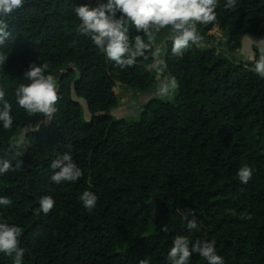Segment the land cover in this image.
I'll return each mask as SVG.
<instances>
[{
    "label": "trees",
    "instance_id": "16d2710c",
    "mask_svg": "<svg viewBox=\"0 0 264 264\" xmlns=\"http://www.w3.org/2000/svg\"><path fill=\"white\" fill-rule=\"evenodd\" d=\"M85 3L27 0L6 18L11 36L0 46L8 55L0 87L14 124L0 129V158L22 167L0 176V196L13 201L0 220L22 228L23 264H168L177 235L214 240L225 264H264V79L252 71L258 55L247 60L206 46L215 27L229 53L252 43L246 35L264 46V0H238L232 9L219 0L217 21L198 26L200 41L180 57L171 54L167 30L157 34L155 48L166 45L161 72L177 81L173 99L156 96L120 119L110 114L117 85L153 89L152 58L126 69L108 62L78 31L72 9ZM33 62L48 63L59 85L52 119L37 127L42 114H27L13 94ZM22 129L18 152L12 144ZM67 144L84 176L55 185L50 163ZM244 166L252 169L247 184L236 175ZM85 189L98 195L91 213L78 199ZM45 196L55 200L48 214L38 204ZM191 214L198 232L186 227ZM0 264L13 258L0 253ZM190 264L205 262L194 254Z\"/></svg>",
    "mask_w": 264,
    "mask_h": 264
},
{
    "label": "clouds",
    "instance_id": "9594fccd",
    "mask_svg": "<svg viewBox=\"0 0 264 264\" xmlns=\"http://www.w3.org/2000/svg\"><path fill=\"white\" fill-rule=\"evenodd\" d=\"M27 0H0V46L11 36L6 20ZM238 0H226L225 9L235 8ZM219 0H98L94 6L88 3L80 4L72 9L78 19V31L90 39L92 44L102 53L105 59L114 63L120 69H126L137 63L139 59L152 62L148 70L157 73L163 70V61L155 48L157 34L167 30L172 41L171 54L180 57L192 45L200 41L198 26L208 25L217 21L216 9ZM130 28L137 35L130 37ZM140 33L143 34L139 35ZM146 36L147 40L143 37ZM258 58L255 59L252 71L264 79V46L257 44ZM8 55L0 52V65H5ZM23 80L14 90L17 105L29 115L42 114L51 118L56 111L58 101V81L49 71L48 63H30L23 72ZM177 88L175 78L158 82L155 92L159 97H170ZM6 90L0 87V129L9 130L13 127L12 104L6 99ZM25 142L14 139L12 147L22 151ZM66 151L57 153L50 163L52 175L50 181L55 185L65 182L76 183L84 171L73 159L72 145H66ZM22 161L15 166L8 159L0 158V176L10 170H18ZM240 183L247 184L252 177V169L244 166L236 173ZM83 208L91 213L97 206L98 195L88 189L78 196ZM7 196H0V209L12 205ZM39 208L48 214L55 206L51 196L41 197ZM186 227L191 233L200 231V224L194 214L191 218L185 216ZM22 228L7 220H0V253L13 258V264H23L25 248L21 246ZM214 240L192 239L187 235H177L172 241L167 253L168 264H190L191 257L198 255L205 264H225L218 254Z\"/></svg>",
    "mask_w": 264,
    "mask_h": 264
},
{
    "label": "rangeland",
    "instance_id": "374dc122",
    "mask_svg": "<svg viewBox=\"0 0 264 264\" xmlns=\"http://www.w3.org/2000/svg\"><path fill=\"white\" fill-rule=\"evenodd\" d=\"M87 1L89 2L90 5H93V6L96 3H98V0H87ZM210 33L212 34V36L215 40L213 41L212 44H209L208 46H214L220 52L227 53V55L235 56L237 58H245L247 60H249L251 57H254L255 55H259V50L256 47V45L260 44V43L257 42L256 40H253L252 39L253 37H251V35H246L245 39L246 40L251 39L250 41L252 43H250L249 46H245L241 52L232 54V53L228 52V50L224 44L225 36L218 27H215ZM165 46H166L165 44L161 45V46H159V45L156 46L157 50L160 53L159 59L161 61H163V64H165L164 63V50L166 48ZM153 72L155 73V75L157 77V82H156L154 88L151 90L142 92V91H137V90L131 89L126 85H121V84L117 85L116 93L118 96V105L116 107L117 108L116 112L121 117H132V116L138 115L139 111L143 108V105L157 96L156 92H155V88H156L158 82H160L162 80L171 79V77L168 73L164 74L162 72H159V73H157L156 71H153ZM54 75L57 79V75L55 73H54ZM57 81H58V79H57ZM127 87H128V90H127ZM163 98L170 99L171 96L170 97H163ZM47 120H48V118H46L45 116L42 115L41 118L38 121H36L32 126L37 127L38 125H44L48 122ZM25 138H26V130L22 129L14 139L25 140Z\"/></svg>",
    "mask_w": 264,
    "mask_h": 264
},
{
    "label": "water",
    "instance_id": "95a60500",
    "mask_svg": "<svg viewBox=\"0 0 264 264\" xmlns=\"http://www.w3.org/2000/svg\"><path fill=\"white\" fill-rule=\"evenodd\" d=\"M206 46H208V45H206ZM227 50L229 51V49L227 48ZM127 90H128V87H127ZM170 99H173V96L170 98ZM84 105V107L86 108V114L88 115V117L89 118H92L93 117V115H91L90 113H89V108L85 105V104H83ZM117 108H114V109H112L111 111H110V114L113 116V117H115L116 119H120V118H122L117 112ZM99 114H105L104 112H101V113H99ZM52 117H53V115L51 116V118L50 119H52Z\"/></svg>",
    "mask_w": 264,
    "mask_h": 264
},
{
    "label": "crops",
    "instance_id": "0c3cea01",
    "mask_svg": "<svg viewBox=\"0 0 264 264\" xmlns=\"http://www.w3.org/2000/svg\"><path fill=\"white\" fill-rule=\"evenodd\" d=\"M161 45H164V44H161ZM161 45H159V46H161ZM163 47V46H162ZM173 95V94H172ZM172 95H171V97H172Z\"/></svg>",
    "mask_w": 264,
    "mask_h": 264
}]
</instances>
